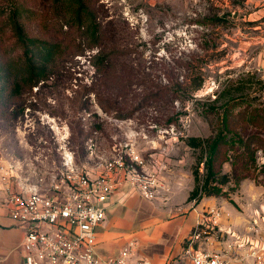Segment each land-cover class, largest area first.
<instances>
[{
    "label": "rangeland",
    "instance_id": "374dc122",
    "mask_svg": "<svg viewBox=\"0 0 264 264\" xmlns=\"http://www.w3.org/2000/svg\"><path fill=\"white\" fill-rule=\"evenodd\" d=\"M81 1L80 25L75 0H0L2 63L22 54L14 10L28 36L62 47L48 80L0 96V153L23 160L40 147L52 168L71 151L90 171L133 130L145 156L169 147L166 175L184 185L204 153L186 139L221 135L213 167L229 176L222 193L199 203L169 193L177 211L193 205L203 221L195 249L264 264V2Z\"/></svg>",
    "mask_w": 264,
    "mask_h": 264
},
{
    "label": "built area",
    "instance_id": "2783aa9c",
    "mask_svg": "<svg viewBox=\"0 0 264 264\" xmlns=\"http://www.w3.org/2000/svg\"><path fill=\"white\" fill-rule=\"evenodd\" d=\"M185 1L198 7L213 0ZM138 135L129 130L123 139L114 138L111 156L99 158L90 171L76 165L71 151L52 168L45 167L40 147L36 156L23 160L0 153V209L24 230L23 264H149L139 256L140 244L134 238L115 255L97 252L98 230L117 194L125 191L118 202L134 193L153 203L170 192L163 178L168 168L160 160L168 156L169 147L156 151L151 145L145 156L136 146ZM202 222H196L186 249L190 263L237 264L221 253L193 247L201 240Z\"/></svg>",
    "mask_w": 264,
    "mask_h": 264
},
{
    "label": "crops",
    "instance_id": "0c3cea01",
    "mask_svg": "<svg viewBox=\"0 0 264 264\" xmlns=\"http://www.w3.org/2000/svg\"><path fill=\"white\" fill-rule=\"evenodd\" d=\"M245 1L257 4L264 2ZM160 160L167 165L169 171L173 159L160 157ZM163 178L169 189H181V200L185 202L193 189L194 180L191 183L190 178L183 185L175 179L172 181V175H166V172ZM170 193L166 200L159 199L151 204L134 193L118 202L116 199L125 194V191L117 194L109 207L107 220L98 230L97 252L102 257L115 255L128 239L134 238L140 244L139 256L147 259L149 264H191L186 255L188 246L184 242L191 236L199 219L198 212L191 210V205L177 211L176 204L179 201ZM146 206L148 209L144 210ZM179 213L182 216L177 218ZM23 239L24 230L11 219L6 210L0 209V264H23Z\"/></svg>",
    "mask_w": 264,
    "mask_h": 264
},
{
    "label": "trees",
    "instance_id": "16d2710c",
    "mask_svg": "<svg viewBox=\"0 0 264 264\" xmlns=\"http://www.w3.org/2000/svg\"><path fill=\"white\" fill-rule=\"evenodd\" d=\"M75 4L78 6L74 11L75 21L81 25L85 21L83 19L84 5L81 0H75ZM18 17L17 10H14L10 22L22 54L16 61L8 63L0 61V96L3 93H8L9 96L18 97L24 87H36L39 83L48 80L51 67L62 53L59 43L28 36ZM90 28L92 36L96 35L97 27L92 25ZM222 142L221 135L212 141L194 137L186 139V145L190 148L201 149L206 154L208 151V156L204 157L203 153L193 167L194 186L186 202L199 203L204 197L220 195L222 193L221 186L230 181L228 175H220L213 167L214 156ZM202 164L203 175L200 169Z\"/></svg>",
    "mask_w": 264,
    "mask_h": 264
}]
</instances>
